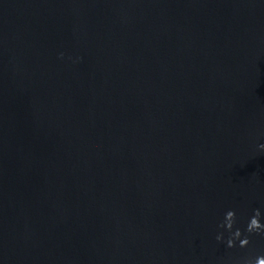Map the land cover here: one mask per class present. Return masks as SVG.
Masks as SVG:
<instances>
[{"label": "water", "instance_id": "obj_1", "mask_svg": "<svg viewBox=\"0 0 264 264\" xmlns=\"http://www.w3.org/2000/svg\"><path fill=\"white\" fill-rule=\"evenodd\" d=\"M261 143L264 0H0V264L264 256Z\"/></svg>", "mask_w": 264, "mask_h": 264}, {"label": "clouds", "instance_id": "obj_2", "mask_svg": "<svg viewBox=\"0 0 264 264\" xmlns=\"http://www.w3.org/2000/svg\"><path fill=\"white\" fill-rule=\"evenodd\" d=\"M63 54L61 53V56ZM257 151L264 152V143L257 145ZM234 221V213L233 211H227L223 216L222 224H218V228H223L225 232H231L232 225ZM260 212L259 210H254L253 215L247 222L246 232L248 233H264V224L260 222ZM240 237V231L236 230L235 232H231L230 237L225 241V246L227 248L233 247V242ZM215 240L217 242L221 241V235L218 233L215 236ZM248 244V240L246 238L239 239L238 247L243 248ZM245 264H264V256H257L255 259H248L245 261Z\"/></svg>", "mask_w": 264, "mask_h": 264}]
</instances>
